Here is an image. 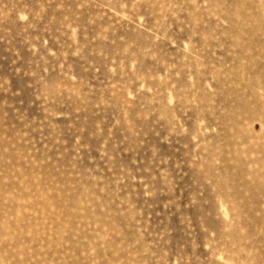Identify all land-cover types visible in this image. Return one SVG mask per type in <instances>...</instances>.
<instances>
[{
  "label": "rangeland",
  "instance_id": "rangeland-1",
  "mask_svg": "<svg viewBox=\"0 0 264 264\" xmlns=\"http://www.w3.org/2000/svg\"><path fill=\"white\" fill-rule=\"evenodd\" d=\"M0 264H264V0H0Z\"/></svg>",
  "mask_w": 264,
  "mask_h": 264
}]
</instances>
